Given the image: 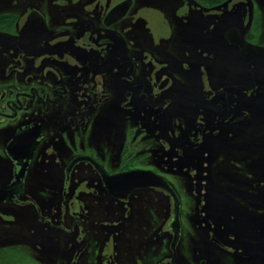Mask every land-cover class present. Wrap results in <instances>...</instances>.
I'll use <instances>...</instances> for the list:
<instances>
[{
	"label": "flooded vegetation",
	"instance_id": "1",
	"mask_svg": "<svg viewBox=\"0 0 264 264\" xmlns=\"http://www.w3.org/2000/svg\"><path fill=\"white\" fill-rule=\"evenodd\" d=\"M19 1L6 6L0 0V187H11L4 190L8 195L0 206L6 211L31 207L48 233L66 232L74 250L68 264H125L123 255L134 254L129 247L141 246L138 253L146 246L144 239L135 243L136 233L143 236L135 199L144 202L150 192L165 201L167 218L171 203V221L163 233L171 234L167 264H175L181 223L174 182L198 180L202 187L210 173L214 200L218 203L220 190L227 199L229 244L225 248L215 237L209 241L226 251L230 264L251 257L264 264V242L252 241L242 254L245 245L238 249L235 240L241 235L240 241L249 244L264 229V0H243L238 18L218 31L214 47L210 39L209 53L193 48L197 64L188 83V48L181 38L169 40L163 50L133 41L129 55L120 49L112 55L105 43L106 13L89 21L88 12L72 7L52 16ZM209 1L212 10L234 0ZM21 34L23 44L18 45ZM214 59L230 67L213 70ZM233 60L243 69L234 70ZM156 62L160 71L152 68ZM233 143L241 150L231 149ZM50 157L65 159L62 167H43ZM22 167L21 190L13 185ZM57 169L62 192L60 214L53 220L42 213L38 198L25 195L32 171L38 188L40 175ZM130 172L152 177L137 182L147 186L135 188L108 180ZM165 184L178 201L179 226L173 224L175 203ZM75 189L83 191L76 199ZM88 190L98 215L90 213L92 205L83 196ZM67 211L69 227L62 223ZM4 254L18 253L5 249Z\"/></svg>",
	"mask_w": 264,
	"mask_h": 264
},
{
	"label": "rangeland",
	"instance_id": "2",
	"mask_svg": "<svg viewBox=\"0 0 264 264\" xmlns=\"http://www.w3.org/2000/svg\"><path fill=\"white\" fill-rule=\"evenodd\" d=\"M3 1L6 2V6H10V0ZM123 1L127 0H24V5L40 7L41 11L44 10L43 12H52L54 14L52 16H56L55 11H67L74 7L88 12L91 15L88 16V19L92 21L98 18L99 15L102 16L105 13L107 15L110 10ZM129 1L130 8L127 14L121 20L105 29L107 51L113 55L115 49H120L129 55L130 45L133 41L138 42L140 45L153 43L155 47L163 50L169 40H175L177 37L178 39L181 38L188 48L187 54L189 55V59L187 58L185 61L186 65H188L186 83L195 76L197 60H195L196 55H194L193 48L198 47L203 52L209 53L211 47L210 39L213 37L214 47L218 31L223 29L232 18L237 19V14L245 6L243 0H234L231 5L225 6L223 9L214 7L212 10L209 9V6H211L209 0ZM19 2H22V0ZM177 31H180V35L179 33L176 34ZM10 37L13 39V34ZM219 45L224 47L222 43ZM11 50H13V47H11ZM14 52H16L15 49ZM217 61L219 60L214 59L213 61V70L219 69L220 65L226 66L229 64L228 61L220 64ZM232 65L236 71L243 69L242 65L236 60H233ZM160 66L159 62L152 64L153 70L160 71ZM110 69L112 67L106 65V70ZM111 79L113 78L110 77ZM109 90H111V87ZM2 134L3 132H0V138ZM223 144L227 145L224 147H229L228 144L230 143ZM231 149L241 150V146L234 144ZM112 152H115L116 156L119 154L116 152V148L112 149ZM190 155L193 156V154ZM48 160L49 162L44 163L43 167L49 170L57 166L61 168L65 161L63 158L53 159V157L48 158ZM0 164H2V161H0ZM207 165L209 167L213 166V156L207 160ZM57 172L58 169L53 173H42L40 175V185H37L38 188H36L34 185L35 175L32 171L27 177L25 195L26 197L38 198L42 213L53 220L58 219L61 204L62 173L59 174ZM171 180L174 181L173 179ZM205 182L206 184L202 187L198 180H195V183L191 181L188 184L174 182L175 192L180 200L181 223L180 241L176 247L175 264H198L200 260H204L205 264H230L229 261L227 262L226 251L220 250L214 243L209 241L211 237H215L225 248L229 244L226 234L227 199L220 190L217 192L219 195L218 203L214 200L213 174H207ZM81 193L83 191L75 189L72 194L73 198L76 199V196ZM91 193L92 190H88L83 196L92 205L90 213L98 215L100 210L97 203L89 200ZM144 198L146 199L144 202L137 201L138 196L135 199L138 212L141 214L140 219L143 220V216L147 215L145 226L140 224L141 220L137 224L138 231L143 236H139L136 233L135 243L144 239L147 241L146 246L141 251L139 250L138 253L136 251L141 246L129 247L128 252L134 254L123 255V259L125 258L124 263L156 264V262H159L162 264L164 259V264H167L166 255H168L169 259L170 254L167 252L171 234L167 238L165 233H163V225L167 220L171 221V203L169 201L167 218L165 201L150 192H145ZM9 210L6 211L0 206V252L9 249V251L13 250L18 254L0 256L1 263L8 262L11 257H14L13 262L15 264H68L74 250L66 232L51 231L48 233L44 225L36 220L31 207H10ZM70 218L67 211L62 222L67 227L70 226ZM262 231L263 235H256L254 237L256 239L250 238L249 244H243L240 241L243 239L241 235L238 236L239 238H235L238 243V249L239 245H245L246 247L243 246L244 249L240 253H248L247 248H250L249 245L252 241L257 244L263 243L264 229ZM132 239H134L133 235ZM6 240L9 243H5L7 242ZM166 241L168 242L166 243ZM127 257L133 258L127 259ZM236 262L239 264H262L252 257L245 260L236 258Z\"/></svg>",
	"mask_w": 264,
	"mask_h": 264
},
{
	"label": "water",
	"instance_id": "3",
	"mask_svg": "<svg viewBox=\"0 0 264 264\" xmlns=\"http://www.w3.org/2000/svg\"><path fill=\"white\" fill-rule=\"evenodd\" d=\"M129 8H130V1L129 0L119 3L112 10H110L107 13V15L105 16V18H104L105 25L107 27H109L112 24H114V23L118 22L119 20H121L127 14ZM43 26H44V31L47 32V29L45 28L44 24H43ZM49 35H51V32H49ZM22 44H23V38H22V34H21V36L19 37L18 45H22ZM239 44L240 45H244V43L240 40V38H239ZM37 139H39V136L37 137ZM24 170H25V168L22 167V169L20 170L19 180H17V182L13 185V186H15V185L19 184V187H20L21 190H22V183L21 182H22V177L24 175ZM137 173H139V172H130V173H125V174H119V175H115L113 177L108 178V180L109 181H115V182L116 181H121L122 183L128 184V187L130 186V188H135V187H138V186H147V184L144 185V184H139L137 182H139V181H150L151 177H152L151 176L152 174L151 173H145L146 175H150V178H148L146 176L145 178L142 179L140 174H137ZM128 187H127V190H129ZM163 187L166 188V189H169L170 194H171V196L174 199V203H175V219H174V223L173 224H176L177 226H179L178 218H177V215H178V201H177L173 191L168 187L167 184H165ZM5 189L8 190V189H11V187H8V188L0 187V201H2V199L5 198V196L8 195V192H7V194L4 192ZM176 238H177V233H176V235L174 237V240H173V242L171 244V249L172 250H174V247L176 245V241H177Z\"/></svg>",
	"mask_w": 264,
	"mask_h": 264
}]
</instances>
